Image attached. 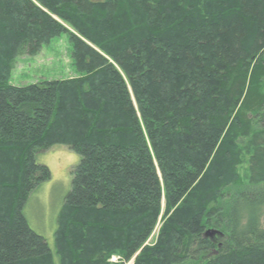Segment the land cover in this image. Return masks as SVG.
I'll list each match as a JSON object with an SVG mask.
<instances>
[{"label": "trees", "instance_id": "trees-1", "mask_svg": "<svg viewBox=\"0 0 264 264\" xmlns=\"http://www.w3.org/2000/svg\"><path fill=\"white\" fill-rule=\"evenodd\" d=\"M61 35L76 76L10 82ZM55 144L80 161L52 249L24 207ZM130 259L264 264V0H0V264Z\"/></svg>", "mask_w": 264, "mask_h": 264}, {"label": "rangeland", "instance_id": "rangeland-1", "mask_svg": "<svg viewBox=\"0 0 264 264\" xmlns=\"http://www.w3.org/2000/svg\"><path fill=\"white\" fill-rule=\"evenodd\" d=\"M76 75L77 70L71 58V44L66 35H61L43 46L37 54L18 57L11 69L10 82L13 85H26L45 80L67 79ZM252 136L241 146L242 162L237 166V172L244 181H249L253 175L249 163V152L252 151L247 146ZM36 160L49 168L51 179L30 195L24 207V215L31 227L42 235L53 249L56 217L70 189L71 173L79 163L80 156L65 144H55L40 151ZM161 216L162 212L145 245L152 246L156 243L162 225ZM110 261L116 263L121 259L113 255ZM124 264H134L133 259L124 261Z\"/></svg>", "mask_w": 264, "mask_h": 264}]
</instances>
